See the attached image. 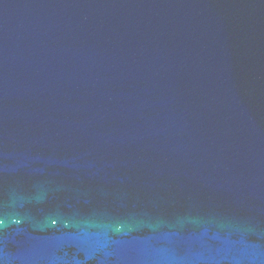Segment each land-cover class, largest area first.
I'll use <instances>...</instances> for the list:
<instances>
[{
  "label": "water",
  "instance_id": "obj_1",
  "mask_svg": "<svg viewBox=\"0 0 264 264\" xmlns=\"http://www.w3.org/2000/svg\"><path fill=\"white\" fill-rule=\"evenodd\" d=\"M0 264H264V0H0Z\"/></svg>",
  "mask_w": 264,
  "mask_h": 264
}]
</instances>
